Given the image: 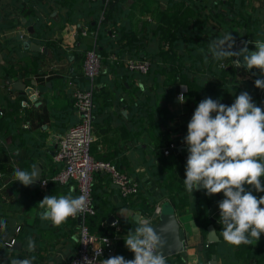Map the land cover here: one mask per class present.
Here are the masks:
<instances>
[{"label":"crops","instance_id":"1","mask_svg":"<svg viewBox=\"0 0 264 264\" xmlns=\"http://www.w3.org/2000/svg\"><path fill=\"white\" fill-rule=\"evenodd\" d=\"M178 2L196 15L171 21V5ZM107 3L106 19L99 25ZM235 18L242 22L237 24ZM226 32L264 40V0H0L3 50L17 34L21 40L9 63L0 54V221L7 222L6 230H0V264L32 257V264H65L76 247V218L53 226L40 219L38 202L46 195L76 197L72 180L45 184L40 180L59 168L52 158L55 141L81 117L72 106L70 91L88 84L81 61L84 50L92 46L99 55L100 70L95 77L89 152L136 178L139 191L127 200L106 172H93L90 227L94 234L111 239L109 257L134 258L124 236L139 221L152 222L141 204L150 207L148 194L160 198V204L169 201L160 190L162 177L152 169L153 146L172 171L174 157L171 148L163 153L164 147L173 143L184 150L186 144L166 145L163 140L187 132L201 100L211 97L231 105L241 91H247L257 106L264 104L262 90L254 86L256 76L244 67L236 68L232 58H213L209 42ZM116 34L119 43L108 44ZM22 40L39 43L46 50L24 48ZM53 45L64 53H53ZM129 58L156 65L153 78L142 82L128 75L125 61ZM15 81L24 87H15ZM179 91L185 96L183 104L178 102ZM32 92L33 100L29 99ZM21 99L28 104L22 105ZM17 168L39 170V178L25 187L14 181ZM175 173L174 169L170 175ZM254 195L259 198L264 192ZM171 196L178 199L172 209L186 237L180 252L165 256L167 264H206L213 253L216 264H264V233L253 245L224 241L218 218L223 193L214 199H208L203 189L192 193L194 199L188 192ZM110 215L114 218L107 221ZM210 222L218 236L214 242L207 240ZM12 238V244L5 245ZM29 238L35 242L34 251L27 250ZM206 242L210 243L206 246Z\"/></svg>","mask_w":264,"mask_h":264},{"label":"clouds","instance_id":"2","mask_svg":"<svg viewBox=\"0 0 264 264\" xmlns=\"http://www.w3.org/2000/svg\"><path fill=\"white\" fill-rule=\"evenodd\" d=\"M235 43L231 32H226L209 42V50L217 61L232 58L236 66L259 69L264 74V40L254 42L255 50H249L247 42L233 50ZM254 86L264 90V79H255ZM178 102H185L182 93L178 95ZM183 141L188 152L183 180L186 191L191 196L202 189L205 195L223 193L218 208L225 242L239 246L259 241L264 233V195L257 198L245 186L264 192L261 182L264 177V109L253 102L247 91H241L231 105L206 97L194 109ZM14 176V181L25 187L33 185L37 177L36 172L19 168L15 169ZM38 203L42 209L40 219L51 221L57 227L68 217H77L86 211L84 195H46ZM150 225L147 219L139 221V226L129 229L124 236L133 259L116 255L103 259L102 264H167L161 252L166 240ZM6 227L7 222L0 221V230ZM107 243L104 238V244ZM34 249L35 242L29 238L27 250ZM100 249H96L97 256ZM33 259L13 258L10 264H32Z\"/></svg>","mask_w":264,"mask_h":264},{"label":"built area","instance_id":"3","mask_svg":"<svg viewBox=\"0 0 264 264\" xmlns=\"http://www.w3.org/2000/svg\"><path fill=\"white\" fill-rule=\"evenodd\" d=\"M107 1V0H103ZM21 33L20 37H24ZM166 46V45H165ZM125 65L130 70L146 72L149 67L147 59H127ZM228 68L229 65H224ZM100 70V58L94 46L84 50L81 61V71L88 81L87 86H76L71 89V103L75 111H86L84 117H80L76 122L69 125L56 139L52 154L53 160L60 163L59 168L52 174L44 176L41 184L48 180L64 183L69 180L74 181L76 187V197L84 195L86 197V211L80 214L81 219L77 225L76 247L65 264H102L103 259L109 258L107 253L111 250L112 241L107 235L94 234L90 231L87 218L94 213L92 203V173L104 171L110 181L117 185L120 196L133 197L138 192V180L129 176L119 169L115 163L100 158L93 157L89 152V144L93 139L91 128V110L94 106L93 93L95 89V77ZM183 94L182 91L177 93ZM29 99H31L29 97ZM22 105L28 104L27 99H21ZM2 109L0 107V115ZM175 145L170 143L164 147L163 153ZM161 209V204L156 203L153 212L157 213ZM76 218V217H71ZM104 238L108 243L104 244ZM13 238L6 241L5 245L10 246ZM207 245V242L205 243ZM100 249L99 256L96 249Z\"/></svg>","mask_w":264,"mask_h":264},{"label":"trees","instance_id":"4","mask_svg":"<svg viewBox=\"0 0 264 264\" xmlns=\"http://www.w3.org/2000/svg\"><path fill=\"white\" fill-rule=\"evenodd\" d=\"M171 7H172V12H170V14H169V19L173 22L183 21V20L190 18L193 15H196L191 7L182 5L179 2L176 4H172ZM107 9H108V3L105 5V8H104V11L102 14V18L100 19L99 25L106 19ZM233 20H234V18H233ZM235 20H237V22H236L237 24L239 23V21L242 22V19L239 20V19L235 18ZM118 40H120V37H118V35L116 34L115 38H109L108 44L116 46L119 43ZM253 41H256V40H253ZM10 42L12 44L5 51L2 48V46H4L5 44L0 43V54L3 58V60L7 63H9L11 61V58L9 56V55H11V52L20 46L21 40L19 39L18 34L15 37H13V40H11ZM52 52L53 53H56V52L64 53V51H62L60 49V47L55 46V45H53V47H52ZM111 66H115V65L113 63H111ZM155 67H156V65L152 64V62H151V64H149V67H148L146 72H139V71L128 69L129 71L127 72V74L130 75L131 77L137 78L138 80L143 82L148 77L153 78L152 71L154 70ZM263 106H264V104H263ZM263 106H262V109H263ZM158 132L159 131L157 130L156 134H159ZM186 134H187V132L183 133L181 136L176 135V137L173 139H169V138L165 137L163 140V143H165L166 145H168L172 141L175 143H180L181 141H183V138L186 136ZM185 147L186 148L184 150H181V149H178L177 145H175L174 147H172L170 149V151L174 157V163H173L174 168L172 169V171H174V169L176 170V173L174 174L175 176H171L170 174L172 171H170V168H169L168 163H167L168 161L165 159V157H161L159 155L160 150L156 149V147L153 146V158H154V160L152 161V169L155 172H157L160 177H162L161 178L162 181L159 182L160 190H161L164 198L169 199L168 203L171 206L174 202H176L178 200L176 197H172L171 194H173L174 192L187 193V191L185 189V185L183 183V180L185 178V164H186V160H187L184 156H185V154H188L187 145ZM155 159H157V160H155ZM160 177H158V178H160ZM261 182H262V185H264V177H261ZM245 187H246V189L251 190L253 195L255 193H259V192H256L254 189H252L251 186L246 185ZM138 191H139V186H138ZM216 197H217V194L207 195L208 199H214ZM125 198L127 200L133 199L132 197H125ZM159 199L160 198H156L155 196L148 194L147 195V202L150 204V207L146 208L143 204H141V206H143L142 209H144L146 212V216L147 217L150 216L151 221H153L154 218H151L150 214L153 211L154 205L159 202ZM90 217L87 218V222H88V225H89V228L91 231L92 229L90 227V220L92 218L90 219ZM218 218L220 219V217H218ZM210 220H212V217H210ZM209 243L210 242H207V245ZM219 244H220V242L216 243L217 252H219V248H218Z\"/></svg>","mask_w":264,"mask_h":264},{"label":"water","instance_id":"5","mask_svg":"<svg viewBox=\"0 0 264 264\" xmlns=\"http://www.w3.org/2000/svg\"><path fill=\"white\" fill-rule=\"evenodd\" d=\"M236 43L234 45L233 50H238L239 48L243 47L244 44L247 42V47L249 50H255V45L253 40L245 39L241 36H235ZM253 42V43H252ZM22 46L24 48H30L34 50H41L45 51L46 47L40 45L36 42H29L28 40H22ZM242 60V57L240 58ZM233 65L236 68H239L240 66H236L233 61ZM247 70V69H246ZM252 75L256 76L257 78L264 79V74H261L259 69H251L247 70ZM15 87H24L23 83L19 81H15L13 83ZM27 91L31 90L29 87H25ZM261 100L264 102V90H262L261 93ZM29 97L33 100L35 99V94L32 92ZM79 115L81 117H84L86 115V111H79ZM181 147L179 146L178 149ZM188 155H185L184 157L187 158ZM37 177L35 180L39 178L40 172L36 173ZM116 185V184H115ZM117 186V185H116ZM151 218H154V221L150 222L151 227H153L162 237L166 240L165 247L161 250L162 254L164 256L172 255L174 253L180 252L183 249V240L186 237V233L181 228L177 218L175 217V214L173 212L172 206L168 202H163L161 204V209L159 212H151ZM114 217L113 215H110L107 218V221L112 220ZM134 219H137V213L133 217ZM81 219V216L78 215L76 217V222L79 223ZM207 240L210 242H214L218 240V236L215 233V229L213 226V223L210 222L207 224ZM206 264H216L215 262V254H211L210 260Z\"/></svg>","mask_w":264,"mask_h":264}]
</instances>
